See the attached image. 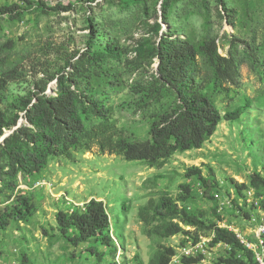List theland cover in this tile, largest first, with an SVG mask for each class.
Wrapping results in <instances>:
<instances>
[{
    "label": "rangeland",
    "instance_id": "374dc122",
    "mask_svg": "<svg viewBox=\"0 0 264 264\" xmlns=\"http://www.w3.org/2000/svg\"><path fill=\"white\" fill-rule=\"evenodd\" d=\"M30 1L0 0L1 6L18 8L17 16H0V78L9 79L4 91L8 102L2 108L8 113L17 111L13 107L18 100L37 93L50 76L72 72L70 64L83 54L87 60L112 42L120 57L84 68L80 89L111 109L112 122L125 139L148 140L153 121L165 111L171 113L175 104L173 97L159 103L149 97L147 83L156 74L157 60L140 59L137 50L158 43L168 31L197 48L215 40L220 55H234L241 73L239 87L226 85L213 92L204 72L197 77L222 117L238 107L243 113L235 121L222 119L201 148L176 151L161 166L104 153L96 144L73 150L70 158L50 159L38 176L20 178L19 188L34 198L37 212L0 232V264H96L89 245L65 242L56 222L58 212L83 207L92 199L106 205L118 245L114 259L108 248L101 249L106 255L101 264H135V255L148 264L157 244L144 234L139 208L164 194L177 198L184 184L192 190L184 206L203 211L208 223H223L253 241L257 227L264 224V192L258 195L249 186L251 175H264V0H224V12L219 0H172L169 22L162 17L163 0ZM91 38L96 44L89 51ZM199 62L202 65L201 57ZM55 88L56 79L48 82L46 93L54 95ZM193 167L210 185V197L197 176H187ZM234 182L247 189L239 193ZM212 237L201 233L198 241ZM161 243L176 251L170 264H179L190 250L194 257L203 256L200 264H215L229 250L211 242L194 249L196 242L181 234Z\"/></svg>",
    "mask_w": 264,
    "mask_h": 264
},
{
    "label": "trees",
    "instance_id": "16d2710c",
    "mask_svg": "<svg viewBox=\"0 0 264 264\" xmlns=\"http://www.w3.org/2000/svg\"><path fill=\"white\" fill-rule=\"evenodd\" d=\"M22 1L31 4L30 0ZM219 2L224 12V0ZM172 6V0H163L162 17L165 22L170 20ZM16 9L15 5H0V16L13 15ZM160 27V24L154 27L157 34ZM88 44L91 51L96 42L91 38ZM218 51L215 40L197 48L189 40L174 36L170 31L164 33L158 43L138 47V58L149 62L156 59L158 64L156 74L147 83L149 97L158 103L164 97H173L175 104L173 113L165 111L153 121L150 138L145 141L125 139L112 122L111 109L94 94L80 89L79 80L84 68L98 60L120 57L118 48L112 42L95 51L87 60L83 54L76 64H70L72 72L50 76L37 93L21 97L18 106L13 107L17 111L11 113L2 108L8 102L4 91L9 79L1 77L0 140L5 138L0 142V232L6 231L14 222H26L35 215L36 202L30 194L20 190V178L25 180L38 176L52 158H70L73 150L90 149L92 144H96L104 153L119 154L128 161H143L151 167L161 166L176 151L201 148L216 132L222 119L237 120L243 108L238 107L222 117L208 93L210 86L213 92H219L226 85L237 88L241 82L234 55L228 53L222 56ZM203 72L208 88L197 77ZM55 79V94L49 95L46 93L48 82ZM20 119L24 122L19 125ZM187 176H197L202 181L204 195L210 197V185L200 169L190 168ZM233 184L239 193L247 189L245 184ZM249 186L262 195L264 175H251ZM181 191L177 198L164 194L159 200H150L139 208L143 232L157 244L148 264L171 263L176 251L162 244L163 240L181 234L197 242L201 233L206 232L213 234L212 246L224 244L229 247L227 255L215 264H257L254 253L241 244L234 232L208 223L203 211L194 212L184 206L192 194L190 185H182ZM218 220L222 221L220 216ZM56 222L60 237L65 242L73 247L89 245L88 251L97 258L96 264H101L106 257L102 248H108L109 257L115 258L118 245L111 235L110 216L103 201L92 199L83 207L60 211ZM202 260V255L183 256L179 264H200ZM134 261L135 264H144L139 255H135ZM110 264L117 263L112 261Z\"/></svg>",
    "mask_w": 264,
    "mask_h": 264
},
{
    "label": "built area",
    "instance_id": "2783aa9c",
    "mask_svg": "<svg viewBox=\"0 0 264 264\" xmlns=\"http://www.w3.org/2000/svg\"><path fill=\"white\" fill-rule=\"evenodd\" d=\"M216 196L218 197V195ZM220 227L227 228L226 226H223V223L220 224ZM236 236L243 246L254 253L255 261L257 262V264H264V224H261L259 225V227H257L253 241H251L246 235L240 233L239 231L236 232ZM212 238L203 239V241H197L195 243V247L193 248L196 249L202 248L204 245L207 246L212 241ZM184 256L194 257L193 251H186L184 253Z\"/></svg>",
    "mask_w": 264,
    "mask_h": 264
},
{
    "label": "water",
    "instance_id": "95a60500",
    "mask_svg": "<svg viewBox=\"0 0 264 264\" xmlns=\"http://www.w3.org/2000/svg\"><path fill=\"white\" fill-rule=\"evenodd\" d=\"M5 136L0 140V142H2L4 140Z\"/></svg>",
    "mask_w": 264,
    "mask_h": 264
}]
</instances>
